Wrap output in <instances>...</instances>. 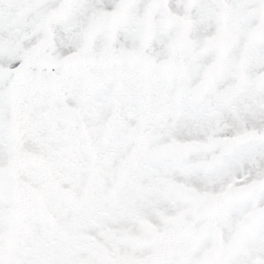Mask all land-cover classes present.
<instances>
[{
	"label": "snow or ice",
	"instance_id": "obj_1",
	"mask_svg": "<svg viewBox=\"0 0 264 264\" xmlns=\"http://www.w3.org/2000/svg\"><path fill=\"white\" fill-rule=\"evenodd\" d=\"M0 264H264V0H0Z\"/></svg>",
	"mask_w": 264,
	"mask_h": 264
}]
</instances>
